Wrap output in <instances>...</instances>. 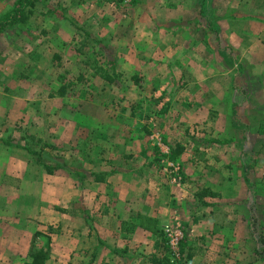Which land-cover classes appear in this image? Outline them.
Here are the masks:
<instances>
[{
  "label": "crops",
  "instance_id": "1",
  "mask_svg": "<svg viewBox=\"0 0 264 264\" xmlns=\"http://www.w3.org/2000/svg\"><path fill=\"white\" fill-rule=\"evenodd\" d=\"M218 1L99 9L106 19L82 24L110 26L94 39L111 63L93 69L66 49L65 22H35L43 53L13 55L35 75V104L17 89V64L0 81V131L29 121L50 141L27 149L0 139V188H13L0 197V227L14 264L43 226L54 227L44 264H171L161 228L174 219L186 231L182 264L238 262L264 203V0ZM159 100L174 118L140 116ZM146 120L169 151L180 147L179 180L163 172Z\"/></svg>",
  "mask_w": 264,
  "mask_h": 264
},
{
  "label": "rangeland",
  "instance_id": "2",
  "mask_svg": "<svg viewBox=\"0 0 264 264\" xmlns=\"http://www.w3.org/2000/svg\"><path fill=\"white\" fill-rule=\"evenodd\" d=\"M13 1L14 0H0V16L10 8ZM139 1L146 4L149 0H36L29 16L31 18L30 23H26L24 24V26H14L0 35V81L4 78V75H2L1 73L5 69H8L7 67H9L12 63L17 64V69H21L24 72H18V80L25 84L24 87L20 86L17 89L21 91V95L27 97L26 99H22L24 100L23 102H26L28 105H31V102L35 104V100H32L34 94L36 95L37 93V90L35 89L36 87L32 85L34 84L33 79L35 78V75L34 73L27 74L24 66L19 65V63L17 62L18 60L13 59V55L19 57L21 52L27 59L29 55H34V57L38 59V56L43 53V51H39L40 49H38L41 42L38 37L36 38V35L39 34V31L43 30L35 24V22L38 24L39 21L43 26L45 23H47L48 27H50L51 22L54 23L55 20L65 22V27L69 30V36L72 39L71 42L65 44L66 49L71 48V50H75V52L78 53L77 57L81 58V60H88V64L90 65L88 67L92 69L100 68L101 66H109V63H111V61L108 58V49L107 47H104L106 45L102 46L100 44V40L96 39V41L94 37L100 38L99 36L97 37L95 32H98L97 34L105 36V31L109 32L107 28L110 29V26L107 25L105 31L104 29L100 31L97 26H93L89 28L88 31H85L82 22L85 23L86 20L92 19L94 25L97 19H106V16L101 15L99 9H102L103 11H105L104 9H106L107 12L112 13H114L115 10H122L120 11L121 14H128L131 12L129 10H131L132 4ZM228 1L229 0H219L218 2L220 6L223 7L225 4H227ZM90 5H92V7H89ZM88 8H90V10H88ZM67 25H70L72 28ZM60 28L61 29L59 30L65 33V29L62 27ZM111 30L113 32L115 31L114 29ZM119 31L120 29L116 33H120ZM102 36L101 38H103ZM5 54H7L8 57ZM78 60L80 61V59ZM96 62H99L100 65H97ZM19 66L21 67L19 68ZM59 72L65 74L62 75L64 80L72 82L70 77L73 78V76L66 69H64L62 64ZM61 82L63 81L61 80L60 83ZM69 87L70 85H68L66 88L69 89ZM156 104H158V107H153L150 104L144 106L140 111V116L142 115V118H174V108L173 110H169V108L165 107L166 105L161 100H159V102H157ZM28 118H31L30 115L28 116ZM32 118L42 117L38 115V117L34 116ZM28 122L29 121H27L26 123L22 122L19 125V123L13 121L9 127L5 126L4 129L0 131V139L5 141L6 145L9 144L13 147L40 149L43 145V142L45 143V141L47 140L45 139L42 141V139L37 137L39 129H37L36 126L30 127L32 126V124H28ZM143 124V126L149 128L153 134H159L161 139L163 138L162 134L158 131L159 128H161L160 126L159 128L157 124L153 126V124H151L147 120L146 122H143ZM27 131H29L30 133H27ZM192 131L193 134L195 131L202 133V128L195 125ZM258 158V161L260 163L264 162V155H259ZM5 189L6 193L9 194L13 188H0V197L5 195ZM259 205L260 206L258 208V211L255 213V215L252 216L253 222L251 224V234L249 238H247L248 240L243 245H241L242 248L244 247V245H246V249H244V247V251L242 253L239 252V259H237L238 262H236V264H264V203H259ZM2 228L4 227H0V264H14V258L19 257V255L18 253H14L15 255H13L11 251L7 250L9 235L5 231L2 232ZM53 228H50V230ZM47 230V227L43 226L42 229L38 231V233H42L40 234V236H34L32 238V241L29 243L28 251L30 249H36L40 246H43L44 244L49 245L51 243V236L47 234L49 233L47 232ZM183 231L184 233L186 232L184 228ZM182 246H184V243ZM163 247L166 254L167 248L165 242H163ZM168 259L171 264H182V261L180 262L170 259L169 255Z\"/></svg>",
  "mask_w": 264,
  "mask_h": 264
},
{
  "label": "built area",
  "instance_id": "3",
  "mask_svg": "<svg viewBox=\"0 0 264 264\" xmlns=\"http://www.w3.org/2000/svg\"><path fill=\"white\" fill-rule=\"evenodd\" d=\"M152 140L155 147L160 152L159 161L162 164V170L171 181H177L180 178V165L176 160L169 159V148L166 144L162 143L161 138L156 134H152ZM162 235L165 239V245L167 248L170 259L179 261L181 257V243L184 240L185 233L179 222L174 219L172 222L163 224Z\"/></svg>",
  "mask_w": 264,
  "mask_h": 264
},
{
  "label": "trees",
  "instance_id": "4",
  "mask_svg": "<svg viewBox=\"0 0 264 264\" xmlns=\"http://www.w3.org/2000/svg\"><path fill=\"white\" fill-rule=\"evenodd\" d=\"M36 0H14L10 8L0 16V35L14 26L22 25L26 22L31 14V10ZM180 147L177 145L169 151L168 158L172 159V153L179 152ZM175 160V159H172ZM47 232H50V228L47 227ZM34 237V235H33ZM165 242V239H163ZM32 241V240H31ZM182 244V243H181ZM182 251V250H181ZM180 251V252H181ZM49 254V245L44 244L36 249H30L27 253L28 260L22 264H44ZM181 261V259H180Z\"/></svg>",
  "mask_w": 264,
  "mask_h": 264
}]
</instances>
